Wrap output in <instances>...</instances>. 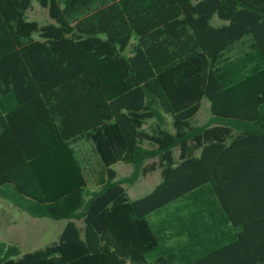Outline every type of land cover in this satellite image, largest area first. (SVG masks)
<instances>
[{
	"label": "trees",
	"instance_id": "obj_1",
	"mask_svg": "<svg viewBox=\"0 0 264 264\" xmlns=\"http://www.w3.org/2000/svg\"><path fill=\"white\" fill-rule=\"evenodd\" d=\"M0 196L67 220L0 264H264V0H0Z\"/></svg>",
	"mask_w": 264,
	"mask_h": 264
},
{
	"label": "rangeland",
	"instance_id": "obj_2",
	"mask_svg": "<svg viewBox=\"0 0 264 264\" xmlns=\"http://www.w3.org/2000/svg\"><path fill=\"white\" fill-rule=\"evenodd\" d=\"M27 18L29 20H35L40 25L51 22L47 10L40 7L36 1H32L30 9L27 11ZM210 105L207 99H203L200 108L194 116L193 122L197 126L205 125L210 120ZM163 126L172 131L171 119L169 115L163 114ZM155 126V120H149L145 123L144 129L151 132V129ZM145 148H151L148 144H143ZM86 145L84 151L89 158V164L96 169L95 158L87 151ZM175 156H177V150H174ZM155 157L146 158L142 162V166H148L151 164ZM114 169L117 172L116 179L126 180L130 178L134 173V166L126 163H116ZM141 167L139 168L138 175L132 181H124L123 186L131 198H138L148 193L159 182V171H152L146 174L141 173ZM90 168L87 170V177L89 179L88 188L90 190H96L98 187L94 183V179L91 176ZM66 219L54 220L47 217H32L26 212L18 210L11 202L0 196V243H15L19 248L20 255L38 248H42L45 245L56 242L59 234L61 233ZM81 224V221H77Z\"/></svg>",
	"mask_w": 264,
	"mask_h": 264
}]
</instances>
